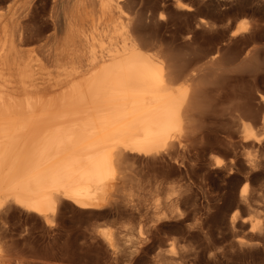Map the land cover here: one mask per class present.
I'll return each mask as SVG.
<instances>
[{"label":"bare ground","instance_id":"bare-ground-1","mask_svg":"<svg viewBox=\"0 0 264 264\" xmlns=\"http://www.w3.org/2000/svg\"><path fill=\"white\" fill-rule=\"evenodd\" d=\"M11 1H6L3 11L0 9V211L4 207L19 208L48 224L63 204L91 214L104 213L106 207L118 211L122 205V211L126 207L135 208V213L144 216L143 224L149 233L146 232L149 236L141 235L139 240L137 236L124 238L123 246H170L178 240L176 236L167 232L171 237L158 236L163 238L158 240L155 234L161 231L166 220L182 216V211L188 208L189 204H182L185 207L180 211L179 204L183 203L184 192L189 188L183 189L177 178L176 181L169 179L173 173L181 175L179 166H175L176 159L204 134L206 124L240 115L245 120L240 123L239 141L246 146L257 147L260 143L263 146L264 93L256 89V79L264 71V16L261 14L262 19H258L252 15L255 19L249 23L236 21V15H243L247 10L239 8L243 0H171L170 6L155 5L147 13L134 8L127 0H53L52 23H49L52 27L49 29L47 23L50 31L41 35L38 30L41 19L37 18L40 23L35 20L36 25V18L28 15V5H25L28 2ZM234 8H238L237 12L233 10L236 15L230 13ZM254 10L249 9L252 13ZM203 11L213 13L216 19L211 17L214 21L210 22V16L204 14L206 20L202 17ZM230 14L235 15L234 21ZM176 15L192 17L190 20L194 22L189 21L195 24L194 27L192 23L195 29L200 28L202 37L201 34L196 35L199 38L190 37L193 27L186 23L181 28L187 33L181 30L184 34L181 38L180 33L177 36L180 48L174 47L176 43L165 44L152 33L144 36L143 30L150 23L161 24L165 19L178 23ZM156 25L152 24V28ZM164 25L168 26L166 22ZM171 27V31L177 30ZM214 33L219 38L211 41L215 39ZM208 35L213 37L209 40ZM236 70L249 73L247 79L243 77V84L241 79L238 90L239 82L236 87L232 83ZM227 121L224 124L232 126L230 119ZM219 123H215L216 128ZM223 125L220 126L225 129ZM225 131L222 132L227 138ZM228 131L229 134L231 131ZM204 140L196 142L202 145ZM240 142L233 143L243 146ZM201 153H197L198 157ZM197 154L192 157L197 158ZM148 161L153 164L148 168L156 165V171L151 173L153 180H144V183L136 166L147 165ZM192 162L200 161L197 158ZM213 162L220 163L215 158ZM196 166L192 168L196 170ZM203 185H200L203 189L207 187ZM164 190L167 196L163 200L157 195ZM246 191L247 185L243 183L239 198H246ZM193 213L196 215V210ZM175 224L174 228L178 223ZM91 232L108 246H114L105 230ZM159 249L156 247V259L166 255ZM163 249H167L168 259H162V263L173 259L174 254L175 258L181 256L171 249Z\"/></svg>","mask_w":264,"mask_h":264},{"label":"rangeland","instance_id":"rangeland-1","mask_svg":"<svg viewBox=\"0 0 264 264\" xmlns=\"http://www.w3.org/2000/svg\"><path fill=\"white\" fill-rule=\"evenodd\" d=\"M6 1L8 2L9 0H0V9H2V11L6 7L5 4H8L11 0L8 3ZM15 1L23 2V0L21 1L15 0ZM24 1L28 2V3H25V5H28V12H29L28 15L31 18L32 16H34L36 18L34 19V21L37 20V22L39 21V19H41L42 24L40 23V21L38 22L40 23L39 24L40 26L38 25L39 26L38 30L40 31V34L42 32L43 33L45 32L44 34L46 33L48 34L47 30H49L52 27V24H49L51 21V14H52V13L50 14V12L54 10L53 6H54L55 1L53 0H24ZM127 1L129 2V4L131 3V5L134 8L140 9L141 11L146 12V13L149 10H152L155 5L170 6L172 4L171 0L169 1L168 0H127ZM183 1L188 2V0H183ZM242 2L239 3V6H240L239 8H241V6L242 8L246 7L247 10L244 11V13L246 14L243 13L242 15L239 13L240 16L239 14L236 15L235 13L238 11L237 10L238 8H234L232 9V11L233 10L234 11L237 10V11L235 13L234 11L233 12L231 11L230 13L235 14L238 17L236 18L235 15L230 14L232 15V19L235 17L236 21H244L247 23H249L255 18L262 19V17H259V16H261V14L262 16H264L263 15L264 5H262L264 2L261 3L259 1L260 4L257 3L258 1L250 2L249 0H245V3H244V0H243ZM168 3H170V5ZM248 3H249V6L247 7ZM250 3H252L254 6ZM148 4L151 6L147 7L149 6ZM258 5H260V7H257ZM250 6L256 10V11L254 10L255 12L253 11V13H256L260 9L257 12L258 15L253 14L251 11H249V9L251 8ZM261 11L262 13H259ZM249 12L252 14H248ZM206 13H208V15ZM30 14H32V16ZM204 14L206 16H210L208 17L210 19L204 16ZM210 14H211L210 12H204L202 17H206L205 18L206 20L208 19L210 22H212L214 21L213 19H216V18H214L213 13L211 15ZM252 15H254L255 18ZM29 16L27 18H29ZM176 16H177L176 20L178 19L176 22L178 23L181 22L180 26L177 25L178 23L173 24L168 19L162 20V23L157 24V25L155 22H154L155 24L150 23L149 24L150 26H147L149 28L146 27L147 29L143 30L144 36H148L149 33H152L151 34L152 36L156 35L153 37H156V39L158 40L165 41V44L166 42H170L169 44L174 46V44L176 43L174 47L180 48L181 46L180 38L182 37V34L187 33V31H184L185 29H182V28L186 27L188 24H191V25H188L189 27L190 26L195 27V24L193 23L194 19L190 20L192 19V17L190 16H188L189 19L182 17L186 19V20L183 19V21H182L181 16H184V15H176ZM178 17L181 19H179ZM215 17H217L216 13H215ZM187 19L189 23L186 22ZM189 20L193 22H190ZM232 21H234V19ZM37 22H36V25L38 24ZM165 22L168 24V26L166 25L167 27L164 25ZM47 23L50 27L46 25ZM152 24L153 26L156 25L157 27L152 28ZM171 24H172V27L174 26L173 29L177 28V30L176 29L174 30L175 32L171 31L172 30L170 29ZM194 27L192 28L194 34L191 32L192 34L190 33L191 35L190 37L193 36L195 38H199L198 36L200 34H201L200 36L202 37V33H200L201 32L200 28L195 29ZM167 28L169 29L168 30L169 32L166 30ZM44 30H46L47 32ZM152 30L154 32H152ZM181 30L184 33H182ZM194 30L195 31L200 30V31L199 32L196 31L198 33L196 34ZM175 33L177 34L176 36H174ZM179 33L181 35H179ZM169 34L170 35L172 34L173 38L170 37ZM217 34L218 33L212 34L214 37L212 35L211 36L208 35L210 36L209 40L213 37L215 39H211V41H216L219 38ZM178 35L180 38L177 37ZM230 46L233 47L234 45L231 44ZM262 57L263 56L260 55L259 59L261 60ZM248 69L251 70L250 68ZM258 71L260 72V70ZM236 72H238L236 73L237 76L235 75L237 78L234 76L232 83L235 86V85H238L237 83L239 82V86L237 87L235 86L237 89L238 87L242 86V84L245 81L244 78L247 79L248 77L246 76H248L249 73L247 72L241 73L242 71L240 70H236ZM260 73L263 74L264 71ZM261 74L258 73V78L256 79V84L257 83L258 84L256 85L257 88L256 86L255 88L259 92L264 93V74L263 75ZM242 78H243L242 80L243 82L241 81ZM240 82H242V84ZM262 106H263L262 109L264 110V105ZM262 112L264 113V111ZM224 118L223 119L219 118L217 119V121L216 119H214L212 120L211 123L206 124L208 125L207 127L209 128L204 127L205 132L202 131L204 134L203 135L201 134V137L202 136L204 137L203 139L200 137L201 141H203L205 138L204 142L206 144L203 142H202L203 143L202 145L199 144L201 141H200V138H197L200 141L199 143L196 142L197 141L196 139V141L192 142L193 145L191 143V146L186 147L189 154L186 152V148H185L183 150L184 152H181V154H179L181 157L179 156L177 157L176 159L177 163L174 162L176 163L175 166L177 165L179 166L177 167L179 171L181 170L182 172L181 175L179 176V174L177 175V173H173L172 174L173 176H170V179H169L173 181L181 180L179 181V183H181V185L182 184L184 185V186L182 185V188L183 189L189 188L186 192H184L185 198H183L184 199L182 201L183 203L179 204L180 211H182L183 208L185 207L182 204L184 205L185 203L187 205L189 204L188 205V208L190 207L189 209L185 207V210L188 209L189 213L187 212L188 210L186 211L187 213L184 212L185 210L182 211L183 213L181 212L182 216L184 217L189 216V218L187 217L186 218L187 220H186V219H183L182 216L180 217L177 216L179 218L175 217V219L174 217H171L175 220V221L172 220L173 224L171 222V218H169L168 220L165 221V224L164 223L162 224L163 225V228L161 227L162 233L159 229L158 234L160 232V235L158 234H155V235L157 237L161 236L164 238L171 237V236L175 238L176 236L178 240L176 239L177 241L171 244L170 246H167V244L165 243L164 244L166 246L163 244L160 246H163V248L171 249L170 251L173 250V252L176 251L177 253L176 252L175 253L178 255L187 256L185 259L183 257L180 258L181 256L175 258L176 255L174 254L173 259H170L169 261L166 260L164 262L165 259H168V257L167 258L165 257L167 255V252L165 250L167 249H163L160 246H156V245H153V246H145V245L123 246L122 245V240L129 236L135 239L137 236V240H139L140 237H143L141 235L149 236L147 235L149 234L147 232L148 230H146V226L143 224L144 216L141 214L142 216L141 217L139 213H135L136 212L135 208L131 209L129 207H126L124 208V211H125L124 212L122 211L123 210L122 205H119L120 208L118 209V211L115 209H114L115 211L114 210L112 211L110 207L109 209L108 207H106L104 213L91 214L88 212H83V211L81 212L80 210L74 209L71 207V205L67 204L68 206H66L65 204H63V206L59 208L56 211L55 215L52 217V222L48 224L45 223L41 217L35 214H31L30 212H26V211H23L15 207H4L0 211V264H179V263L180 264H264V142H263V146H262V143H260L258 144L257 147L250 146V145L246 146L245 144H242L239 141L240 139L239 135H241L239 130H240L241 121L245 119L242 116L236 115V114H234L231 118H228V117H224ZM226 120L231 122L232 126L227 121V123H229L227 127L226 126L227 124L225 123ZM218 122H220L219 123L220 125H223L225 123L226 125L224 124L223 126L226 127L225 129L227 131L230 129V127L232 129L229 131H231L232 133L235 130L236 133L235 132L233 133L235 134L234 137L231 132L228 134L227 131H225L227 133L226 134L224 132L225 136L227 135L226 136L227 138H225L222 132L225 130L224 127L219 125L220 127L217 126L216 128L215 126ZM214 126H215V129H214ZM208 130H211L213 135L215 134L217 135L216 136H213L212 134L209 135L208 133H210V131ZM257 132L262 133L261 130H257ZM219 138H221V140ZM226 139L227 140L229 139L228 141H232V142L227 144L228 141ZM225 141H227V143ZM233 142L234 143L240 142L243 146H241L240 144H237L238 146L236 144L234 145ZM189 147H191L190 151H189ZM192 147H193V150H192ZM196 149L199 150L196 152V154L202 152L201 154L203 157L202 156L198 157L199 154H197L198 161H200L201 163L195 162V160L197 159V158H194L195 157L194 155H196L195 154ZM191 151L194 153L192 154ZM204 152L206 156H204ZM233 154H236V155H233ZM182 155L184 156L186 155L187 157L194 156L192 157L194 160L193 159L191 160V158L188 157V159H190L189 160L191 162L190 163L188 159L186 158V156L184 157ZM205 157L207 159V162L204 159ZM179 158H181L182 160H179ZM214 158L220 161L218 165L213 162ZM232 158H234L237 161L233 160ZM230 159H231V162H229ZM178 161H182V162H179L180 163L179 164ZM186 161L191 165V168H189L190 165H188ZM192 161H194L195 163H193ZM202 161L205 162L203 165H202L203 163ZM228 162L230 163L229 165H228ZM141 164L143 166H141ZM141 164H138L140 166H136V167H138V169L140 170V173L142 174L141 176L142 181L144 180H147L146 182H148V180L152 181L153 180L152 178L154 177L152 174L156 171L155 170L156 165L154 164L155 168H153L154 166H152L151 169H149L148 166L153 165L152 163L149 162L147 163V165L145 163H141ZM186 164L188 166V169H187ZM194 164H197V166ZM207 164L208 165L211 164L209 166H211L212 169L211 167H208ZM184 165L186 166V168ZM205 165H207L206 168H204V170L206 171L205 173L207 175L204 174L203 172L204 170L202 168V167H205ZM192 166L193 167L196 166L198 168L200 167L199 169L200 170L202 169L201 170L202 172L198 168H196L195 170L194 168H192ZM214 166L216 167L214 168ZM219 166L222 172H220L218 168ZM209 168L210 170L213 171L212 173L209 170ZM224 168H225V174H223ZM192 169L197 173H194ZM229 169H231L232 171ZM146 170L148 173L146 172ZM227 170H229L230 173ZM198 173L199 175H197ZM202 173L204 174L203 178H202V175H203ZM175 174L181 178L178 179L179 177L175 176ZM174 176L175 178L171 179V177H174ZM187 176L190 178L191 177H194V178L190 179ZM198 176H201V178L199 177L201 181L200 179L199 181L196 180L198 179ZM208 178H210L211 182ZM188 179H190V181ZM192 179L194 181H191ZM184 180H186L187 182ZM146 182L144 181V183ZM191 182L196 183L197 186L194 185V183L191 184ZM197 183H201L203 186L206 185L207 187L206 186L205 187L207 189L206 188L203 189V187L200 186L201 184H197ZM243 183H246L247 185V191H246V194L244 195L246 196V198H243V197L239 198V195H238L239 189L243 185ZM211 184L212 185L214 184L213 185L214 189L211 187L212 186ZM189 186H192V187H189ZM219 186L222 187L221 188L222 190H220ZM218 188H219V191H218ZM234 188L236 191L233 190ZM207 190L208 192L212 191L213 193L209 192L210 193L209 194ZM188 191H192V193ZM203 192L206 195H204ZM215 192H216V195L214 194ZM236 192L237 194H234ZM218 193L220 196L218 195ZM207 194L210 196H208ZM159 195H161L162 197ZM192 195H194L195 197ZM166 196H167V191L165 190L159 192V194L157 195L158 198L161 197V199L163 198V200L166 199ZM204 197L208 198V200L205 199ZM192 198L194 199L196 203L193 201ZM161 199L159 200L163 201ZM243 199H246V200H243ZM191 204L194 206V208L195 207L196 208L195 209L191 208L193 207ZM192 209H194L193 210L194 212L196 210V215L195 213H193ZM124 213H127V214H124ZM184 214H187V215H184ZM190 216L192 218H190ZM176 220H179V221H176ZM185 220L186 221L189 220L188 222L190 223V225H188L189 223L186 222ZM167 221L170 223H167ZM176 222L178 223L177 226L182 224V226H180L181 228L177 226H175L174 228V225H176L175 224ZM143 226L145 227V229ZM164 226H166V228ZM92 229L95 231L105 230L106 232H108L111 236V241L114 244V246H108L99 236H97L96 233L95 234H93L94 232L90 233ZM167 232H169V234L170 235L172 234V235L169 236ZM152 236H153V239L157 240L156 236H155L156 238L154 237V235ZM161 237L160 238L158 237V240L163 239ZM155 246L157 248H160L161 251H163V253L166 254V255H163L165 258L163 256H162L163 258L160 256L159 257L160 260L156 259L157 256L154 255L156 254ZM184 251L187 254L182 253ZM162 259H164L163 263H162Z\"/></svg>","mask_w":264,"mask_h":264}]
</instances>
